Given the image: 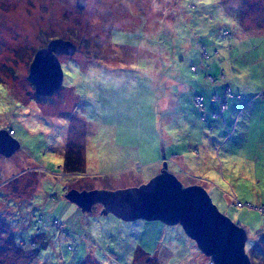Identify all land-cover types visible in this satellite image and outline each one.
Listing matches in <instances>:
<instances>
[{"label":"rangeland","instance_id":"obj_1","mask_svg":"<svg viewBox=\"0 0 264 264\" xmlns=\"http://www.w3.org/2000/svg\"><path fill=\"white\" fill-rule=\"evenodd\" d=\"M149 1L87 0L79 10L76 0H0V129L11 135L14 128L21 144L10 157L0 154V264H84L91 258L104 264H213L181 224L126 221L104 214L99 203L84 209L71 202L66 186L136 187L165 166L142 165L139 182L133 175L63 173L58 183L65 156L72 151L77 157L78 148L89 175L113 172L124 159L144 163L154 150L161 156L163 148L167 155L185 150L168 161L167 171L184 187L206 189L218 209L246 230L251 264H264L261 0ZM189 3L197 7L190 10ZM236 6L249 11V25L226 11ZM225 29L232 39L222 38ZM54 39L72 41L77 50L58 55L63 85L43 96L29 78L30 67ZM198 39L208 44L203 62ZM205 62L214 79L223 72L214 84L194 69ZM227 86L232 96L222 112L217 96L229 95ZM197 94L204 96L205 118L193 104ZM55 219L68 231L49 229ZM6 248L25 260L14 256L17 251L4 255Z\"/></svg>","mask_w":264,"mask_h":264},{"label":"water","instance_id":"obj_2","mask_svg":"<svg viewBox=\"0 0 264 264\" xmlns=\"http://www.w3.org/2000/svg\"><path fill=\"white\" fill-rule=\"evenodd\" d=\"M76 3L83 10L87 0H76ZM76 50L72 41L54 39L37 51L29 78L39 95H52L62 87L64 72L58 55L73 54ZM20 145L17 138L0 129V154L10 157ZM68 196L84 209L99 203L104 214L112 213L126 221L145 219L181 224L213 264H251L245 251L246 230L224 215L203 187H184L165 168L139 187L117 191L72 190Z\"/></svg>","mask_w":264,"mask_h":264},{"label":"trees","instance_id":"obj_3","mask_svg":"<svg viewBox=\"0 0 264 264\" xmlns=\"http://www.w3.org/2000/svg\"><path fill=\"white\" fill-rule=\"evenodd\" d=\"M135 3H140V0H133ZM137 1V2H136ZM151 2V0L149 1V3ZM261 5H262V7H264V0H261ZM197 7V5L196 4H194V3H189V5H188V8L190 9V10H193V9H195ZM150 9V8H149ZM153 9V8H152ZM227 12H229L230 14H232V16H234L236 19H237V21H240L243 25H249L250 23H246L247 22V20H248V22H249V19H248V16H249V11H243V13H240L239 12V9L237 8V6L235 7V8H233V10H232V8H230V9H227L226 10ZM149 12V15L151 14L152 16H153V13H150V11H148ZM144 13V12H143ZM148 15V16H149ZM194 17V15H192V18ZM260 17H261V15H259V14H257V15H255V23L256 22H258V20L260 19ZM211 18H213V16H211ZM150 19V18H149ZM198 28H196V29H194V31H193V34H194V36L195 37H199V33H198V30H197ZM225 33H227L228 35H226ZM226 35V36H225ZM221 36H222V38L224 39V40H230V39H232L233 38V33H232V31L231 30H229V29H225V30H223L222 31V33H221ZM225 36V37H224ZM207 41L206 42H209L208 40H210V36L209 35H207ZM199 40V39H198ZM49 44V43H48ZM197 44H198V48H199V50H200V54H201V61L203 62V60L204 59H207L208 57H209V51H207V48H208V44L207 43H205V42H202V41H198L197 42ZM212 44V43H211ZM168 45H170L171 47H175V45H174V43H169ZM196 66V67H195ZM195 66H193V67H195L194 69H196L197 70V74L199 73V72H201V73H203V75L205 74V78L206 79H209V77L210 78H212L213 79V81H210L212 84H214L216 81H217V79H220L218 76L220 75V74H223V72L221 71L220 72V74H218V78L216 77L215 79L212 77V76H210L207 72L209 71V68H211L209 65H208V67H206L207 66V64H206V62H205V64L203 65V68L201 69L200 67H199V65H195ZM190 69H191V67H190ZM191 71H193V72H195L194 70H192L191 69ZM196 74V75H197ZM209 76V77H208ZM224 76V75H223ZM211 80V79H210ZM230 89L231 91H232V88H231V86H227L226 87V89ZM179 91V90H178ZM180 92V91H179ZM197 95H199V94H197ZM201 95V94H200ZM202 96V95H201ZM224 96V98H225V94H223L222 95V97ZM196 96H194V98H195ZM227 97V96H226ZM230 96H228L227 97V101H228V99H230L229 98ZM193 98V99H194ZM219 100H221L220 98H219ZM204 101H205V99H204V96H203V101L201 102V105H198L197 104V102L195 101V99L193 100V104H194V106L197 108V109H199V111L200 112H203V118H205L206 117V115L208 114V112H207V110L205 109V107H204ZM220 107H221V111L223 112L225 109H227V108H225V109H223L222 108V102H221V104H220ZM204 115H205V117H204ZM217 117H216V116ZM212 117H214V118H219V113L217 112H213V114H212ZM10 130H13V132H12V136L13 137H15L16 136V131H15V129L14 128H9ZM16 138V137H15ZM121 149L123 150V151H125V148L124 147H121ZM75 151H76V153H77V157H75L74 155H73V152L71 151L70 153H68L66 156H65V163H64V166L63 167H65L66 168V171H64V170H62L61 172H62V174L61 175H59L58 176V180H57V182L58 183H60V181L65 177V176H87V177H90V176H98V177H100V176H106V175H108V174H110V175H115V176H121V175H133V177H131L134 181H137V182H139L140 180H142V172H141V170L140 169H142L141 168V166L142 165H145V166H147V168H149V167H153V166H155V165H157L158 164V162L159 161H161V162H163V164H165V163H167V166H164L163 168H162V170L165 168L166 169V171H167V169H168V167H169V165H168V161H170V160H175L176 158H175V156H177V155H180V156H183L184 155V153H185V150L184 151H180V152H182L183 154H180V152L179 153H176V154H168L167 155V152L165 151V149L163 148V156H161V154H160V152L159 151H157V150H154V152L152 153V155H151V157L150 158H148V159H146L145 161H144V163H141V162H139V163H136V165L134 164L135 163V161H134V163H132V161L130 162L129 160H126V159H124L123 161H118V165L117 164H114L116 167L115 168H111V169H113V172H110V173H108V172H102V173H99V174H97V175H93V174H88L86 171H87V162H86V160H82V157L83 156H81L82 154H81V151H80V149L78 148V149H75ZM74 151V152H75ZM75 153V154H76ZM136 154H138V156L140 157V155H139V153H136ZM2 155V154H1ZM4 156V155H3ZM78 156H80V157H78ZM130 156V155H129ZM126 157L127 159H129L130 157ZM6 157V156H5ZM138 157V158H139ZM77 158V159H76ZM83 158H86V157H83ZM175 158V159H174ZM145 159V158H144ZM137 162L140 160V158H139V160H137V159H135ZM184 160V159H183ZM182 165L181 166H183V165H186L187 163L185 162V161H182ZM150 165V166H149ZM62 168V166H59L58 168ZM58 168L57 169H55L53 172H56V170H58ZM162 170H160V169H158L157 171H155L152 175H151V179H153L155 176H157L158 174H160V172L162 171ZM44 171L46 172L47 170H46V168L44 169ZM63 173L65 174V176H63ZM84 173H86L87 175H85ZM168 173H170V174H172V175H174L175 177H176V175L174 174V173H172V172H170V171H168ZM57 174V173H56ZM136 174H139L140 176H137L136 177ZM53 175H55L54 173H53ZM153 177V178H152ZM135 178H136V180H135ZM177 178V177H176ZM140 179V180H139ZM151 179L147 182V183H149L150 181H151ZM178 179V178H177ZM127 180V179H126ZM128 180H130V178H128ZM132 180V181H133ZM179 180V179H178ZM124 181V180H123ZM180 181V180H179ZM124 182H127L128 183V185H129V181H124ZM147 183H144V184H147ZM143 185V184H142ZM183 185V184H182ZM78 186V185H77ZM134 186H136V187H139V186H137V185H134ZM141 186V185H140ZM184 186V185H183ZM193 186H197V185H193ZM71 187V186H70ZM69 186H66V187H64V192L65 193H67V198L72 202H75L74 200H72L68 195H69V192H71L72 190H75V191H77V192H83L82 191V189L81 190H79V189H76V188H72V189H67V188H70ZM110 187H112V188H114V186L112 185V186H110ZM117 187V186H116ZM79 188H81V187H79ZM129 188H133V187H129ZM122 189H127V188H125V187H121V188H115V189H105V190H108V191H117V190H122ZM92 190H101V189H88V190H85V191H92ZM206 190V189H205ZM210 195V194H209ZM211 197V196H210ZM212 198V197H211ZM52 199H54V197H52ZM213 201V200H212ZM240 202V203H242L240 200H238L237 198H236V200L234 201V203H235V205H237L238 207H240L239 205H238V203ZM214 203V202H213ZM59 205V204H58ZM101 205V204H100ZM243 205V204H242ZM244 206V205H243ZM249 206V205H248ZM100 208H102L103 209V206L101 205V207ZM56 211V213H57V209H53V211ZM41 220V219H40ZM55 222V223H54ZM60 224V226H57V225H59ZM236 225H238V226H240V224H237V223H235ZM170 225V224H169ZM183 227V226H182ZM242 227V226H241ZM55 229V230H57V229H59V232H62L63 234H64V232L62 231V230H64V229H66V226H65V223L64 222H60L59 220H57V219H55V220H53V221H51V223L49 224V229ZM243 228V227H242ZM184 229V228H183ZM66 231H68L67 229H66ZM248 236V235H247ZM46 236L44 235V240L45 241H47V239L45 238ZM248 240L249 239H247V241H246V244H245V247L247 246V244H248ZM72 241H70V243L68 244V246H67V248H68V250L69 251H74V245H73V243H71ZM46 243V242H45ZM253 243H251V241H250V244H249V246H251ZM35 245H36V243H35ZM34 245V246H35ZM3 253H4V255H7V254H9V255H14V252H16L17 250L16 249H10V248H6V249H4V250H1ZM245 251H246V253L248 254L249 252L246 250V248H245ZM140 252H144V251H140ZM139 252V253H140ZM146 254H150V253H147L146 252ZM14 256H18L17 258H22V259H24L25 260V257L24 256H22V253H20L19 251H17V253H16V255H14ZM9 257V258H6L5 260H6V262H12V261H14L15 259H17L16 257ZM111 256V258H113V257H115V254H111L110 255ZM248 256H249V258H250V261H251V259H253L252 257H251V254L249 253L248 254ZM136 258H137V256H136ZM253 261V260H252ZM83 264V263H82ZM84 264H104V263H99L97 260H95L94 258H91V259H89L86 263H84ZM135 264H138V263H136V259H135Z\"/></svg>","mask_w":264,"mask_h":264},{"label":"clouds","instance_id":"obj_4","mask_svg":"<svg viewBox=\"0 0 264 264\" xmlns=\"http://www.w3.org/2000/svg\"><path fill=\"white\" fill-rule=\"evenodd\" d=\"M228 90H229V95H225V98H224V96L221 98V96H217V98L219 99H221L222 100V102L225 100V103H224V107H223V109H225V108H227V105H228V101H227V97L228 96H232V91L228 88ZM197 96V95H196ZM227 96V97H226ZM198 97H200V98H196L195 99V101L197 102V103H199L198 101H200V102H202L203 101V95L201 96V95H199ZM216 116V115H215ZM204 117H205V115H204ZM217 117V116H216ZM243 207V206H242ZM262 208H264V206H262ZM262 208H260V209H262Z\"/></svg>","mask_w":264,"mask_h":264},{"label":"snow or ice","instance_id":"obj_5","mask_svg":"<svg viewBox=\"0 0 264 264\" xmlns=\"http://www.w3.org/2000/svg\"><path fill=\"white\" fill-rule=\"evenodd\" d=\"M204 2H206V3H212L213 2V0H204ZM55 163H60V161H54Z\"/></svg>","mask_w":264,"mask_h":264}]
</instances>
